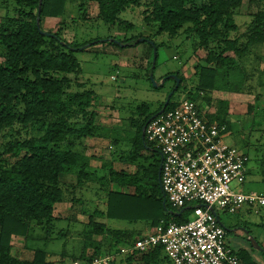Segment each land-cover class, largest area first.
Returning <instances> with one entry per match:
<instances>
[{
	"label": "trees",
	"instance_id": "1",
	"mask_svg": "<svg viewBox=\"0 0 264 264\" xmlns=\"http://www.w3.org/2000/svg\"><path fill=\"white\" fill-rule=\"evenodd\" d=\"M6 1L14 4L15 15L6 17L0 24V50L3 57L0 64V135L12 128L10 139H13L0 148V264H87L104 255L98 243H94L96 247L92 255H87L83 248L77 256H69L68 252L60 256L51 253L47 250V242H51V236L57 229L49 227L43 231V237H37L39 241L43 239L46 249L33 248L32 260L18 259L12 255L14 238L24 239L28 244L34 241L37 228L42 229L57 222L54 217L56 205L69 199L75 205L81 204L83 200L80 196L95 189L99 192V187L107 194V219L129 224L145 223L154 229L162 222L167 225L189 221L193 205L179 212L172 209L168 202L164 207L158 173L161 155L148 142H145L147 147H144L142 140L143 128L163 109L165 102L153 113L145 112L146 107L141 108V117L137 125L133 126L135 135L130 152L122 159L134 164L143 161L147 166H139L137 173L132 176L117 172L106 164H103L101 173L91 170L90 161L79 146L95 134L98 116L95 109L96 95L92 89L84 90V83H78L81 67L74 57L75 52L88 46L79 48L66 43L60 33L61 28L58 30L60 32L55 33L44 28L46 19H60L62 29L67 28L65 21L71 12L68 0ZM96 2L99 8L97 19L106 25H128L121 20V15L139 8L144 25L156 27L157 35L168 34L174 38L184 31L196 50L201 48L206 51L205 65L200 68L197 85L190 90H182L183 80L177 75L181 78V84L173 97L180 93L184 98L173 100L172 97L165 111L175 109L184 99L195 101L200 106L205 91L230 94L232 101L237 103L245 102L244 95H251L249 90L262 92L256 96V102L264 96V73L261 71L264 13L252 16L245 34L233 37L240 31L235 18L240 14L243 0ZM139 38L131 37L123 42L116 39L118 43L106 42L112 46L130 48L136 45ZM154 44L158 49V45ZM150 48L153 52L151 45ZM149 69L152 73V63ZM71 75L76 78H71ZM254 81L257 85L251 84ZM206 100L209 102L210 99ZM221 104V117L218 113L212 116L228 127L229 102L222 100ZM252 107H248L250 112L253 111ZM123 139L117 133L114 144H120L128 138ZM13 157L16 158L15 162L11 161ZM259 167L264 183V160ZM69 178L72 181H67ZM112 184H117L122 190H111ZM145 190H152L156 195L162 213L158 214L144 201ZM173 212L181 214L176 216ZM97 218L100 217L95 215L91 218L93 220L89 225L93 231L89 234L111 237L114 243L109 248L110 254L120 252L122 247L131 246L139 240L132 232L97 223ZM88 239L92 242L91 238L86 237V241ZM236 251L240 264H257L246 250L236 248ZM53 256L57 259H52ZM134 262L171 264L161 246L148 252L135 251L128 257L119 256L110 264Z\"/></svg>",
	"mask_w": 264,
	"mask_h": 264
},
{
	"label": "rangeland",
	"instance_id": "2",
	"mask_svg": "<svg viewBox=\"0 0 264 264\" xmlns=\"http://www.w3.org/2000/svg\"><path fill=\"white\" fill-rule=\"evenodd\" d=\"M68 2L71 12H69V17L65 21L67 28L62 29L60 19H46L44 28L53 33L60 32L58 30L61 28L62 31L60 33L66 43L73 44L79 48L88 46L87 49L84 48V50L74 53V57L81 67V74L77 76V81L86 85L84 90L92 89L96 95L95 109L98 112L97 122L99 125L97 132L104 146L101 153L103 161L115 171L132 176L137 173L139 166H147L143 161L135 164L122 161L123 157H127L131 149L133 139L131 135L135 132L133 126L137 125L141 117L142 107L147 108L145 112L153 113L166 101L171 93L174 81L172 79L167 80L164 86L161 85L159 87H156L155 84H161L168 76L179 75L183 80L182 90H190L195 87L199 81L200 68L205 65L206 51L201 48L196 50L193 41L188 35L183 33L184 31H181V34L174 38H170L168 34L157 35L156 27H146L144 25L141 9L139 8L128 10L121 15V20L132 27L129 28L128 25H106L101 20H98L99 8L96 0H68ZM80 8L81 11L78 12ZM14 9V4L6 0H0V24L6 17L15 15ZM262 12L264 13V0H243L240 16L238 15L235 18L240 31L233 37L245 34L244 32L252 20V16ZM137 36L150 39L158 45L156 65L152 73L149 69V64L152 63L153 65L154 55L153 52L152 55L150 53L151 48L148 42L139 43L130 48L126 46L120 48L106 42L116 39L123 42ZM96 42L100 43L95 44ZM262 55L264 56V46ZM2 61L3 57L0 50V64ZM262 64L261 71L264 73V61ZM152 75L153 80L151 79ZM70 77L76 78L74 75ZM251 84L257 85L256 81L251 82ZM249 91L251 95H244L245 102L242 103L233 102L230 94H212L209 91H205L201 106L204 105L203 101H205L210 114L215 115V113H218L220 114L219 117H221L222 100L229 102V129L227 134H225L224 141L230 147L249 151L251 159L249 165L253 171L248 176L243 191L259 192L264 190L259 167L260 162L264 160V96L258 98L256 102V96H259L258 93L261 91L258 92L255 89ZM183 98L180 93H177L173 100H181ZM204 98L210 99L209 102L206 99L204 100ZM249 105H253L252 112L248 109ZM12 132L11 128L0 135V148L13 139H10ZM116 132L123 136L124 139L126 137L128 139H123L124 141L120 144H114ZM109 146L115 147V150H110ZM146 155L148 156L149 154L146 153ZM11 161L15 162L16 158L13 157ZM102 162L98 163L99 168ZM67 181H72V179L69 178ZM67 184L69 183L67 182ZM236 187H238V184L234 183L233 188ZM90 189H93V187ZM111 190L121 191L122 189L117 184H114L111 186ZM93 191L88 192L84 196V204L75 205L74 221L78 223V226L74 223L73 229L66 220L68 213L66 208L67 200L56 205L54 217L57 222L51 226H44L42 229L37 228V235L35 234L34 241L27 244L24 239L14 238L13 244L19 246V258L31 260L34 256L33 248L41 247L46 249L43 239L41 238L39 241L37 237H43V231L48 227L57 229L54 230L51 236L54 241L51 239V242H47V250L51 253L60 256L62 253L68 252L69 256H71L75 254L74 251L78 253L82 248L86 254L92 253L96 245L89 239L86 241V237L92 240L100 237L95 233L89 234L93 231L89 224L92 223L93 219L91 218L95 214V210L101 212L102 215H98V217L103 218V220L99 218L97 223L106 224L107 227L113 229L133 226V224L125 221L107 219V194L101 191L99 187L96 198V195L93 196V194L98 190L95 189ZM88 196H91V198H88ZM143 199L158 214L162 213L159 200L152 190H145ZM246 210L250 211L249 209ZM219 217L228 226L232 225L233 228H242L243 234L247 238L252 237L261 245L264 244V209L260 208L258 212H243L241 215L219 213ZM80 222H84V224H80ZM233 237L229 236L231 241H233ZM110 246L111 238L105 236L101 253H109ZM247 254L250 255L248 252ZM55 258L57 259L56 256L52 257L54 260ZM251 259H253L252 256Z\"/></svg>",
	"mask_w": 264,
	"mask_h": 264
},
{
	"label": "built area",
	"instance_id": "3",
	"mask_svg": "<svg viewBox=\"0 0 264 264\" xmlns=\"http://www.w3.org/2000/svg\"><path fill=\"white\" fill-rule=\"evenodd\" d=\"M225 131V125L206 122L197 103L188 99L153 119L145 138L163 159L162 191L176 212L193 205L192 215L183 224L162 222L133 245L87 264H110L119 256L159 246L171 264H240L217 213L237 215L243 209L258 212L264 208V192L243 191L249 157L225 143ZM234 183L238 187L233 188Z\"/></svg>",
	"mask_w": 264,
	"mask_h": 264
},
{
	"label": "crops",
	"instance_id": "4",
	"mask_svg": "<svg viewBox=\"0 0 264 264\" xmlns=\"http://www.w3.org/2000/svg\"><path fill=\"white\" fill-rule=\"evenodd\" d=\"M50 20H52V19H50ZM146 53V52H145ZM150 53H151V55H152V50H150ZM145 55V54H144ZM263 61H264V56H263ZM263 67V64H261V68ZM202 98H203V96H202ZM203 103H204V105L203 106H201V104H200V106L198 105V107H199V109H200V111L203 113V117H204V119L208 122V123H211V124H219V125H221L220 123H219V121H217V120H215V117L214 116H212V114H210V112H209V108H208V106L206 105V102L205 101H203ZM204 108H207V109H204ZM98 118V117H97ZM97 118H96V129H95V134H94V136H92V137H90V138H87V139H85L83 142H82V146H79V148L80 149H82L83 150V152H84V155L88 158V160L90 161V169L91 170H97L98 172H100L101 173V168H102V166H103V164H105V161H103L104 159H103V157H102V148H104V146H103V143L101 142L102 141V139H100V135H99V133L97 132V130H98V127H99V125H98V122H97ZM226 126V125H225ZM228 129H229V126L227 127L226 126V131H225V134H227V131H228ZM135 131V130H134ZM134 135H135V132H133L132 133V137H134ZM225 137V136H224ZM128 146H130V145H128ZM132 146V145H131ZM110 150H113L114 148H113V146H109L108 147ZM241 151H244V152H246L247 154H248V156H249V151L248 150H246V149H242ZM249 158H250V156H249ZM110 159V158H109ZM103 161V162H102ZM109 161V160H108ZM250 161H251V159H250ZM99 162H102V165H101V167L99 168V165H98V163ZM129 171V170H128ZM252 171H253V169L250 167V165H249V174H248V176L252 173ZM112 185H114V184H112ZM94 192V191H93ZM259 192H264V190L263 191H259ZM98 192H95L94 194H93V196H95L96 198H97V194ZM91 198V196H88V198ZM81 198V200H83L82 202H81V204H84V202H85V199H84V196H82V197H80ZM67 204V206H66V208H67V211H68V213H67V223H69L70 224V226H71V228L73 229V224L74 223H76V225L78 226V223L76 222V221H74L75 220V216H74V209H75V204L71 201V199H69L67 202H66ZM260 209V208H259ZM262 209H264V208H262ZM243 212H245V213H250V212H252V210H250V211H248V210H246V209H243L240 213H238L237 215H241ZM219 213H222V214H226V215H231V214H228V213H225V212H218L217 213V217H218V219H219V221H220V223H221V225H224V226H226V228H228L229 230H226L228 233H229V236H234L233 238H232V240L234 241L233 243H234V245H237L236 247H239L238 249H244V250H246L251 256H252V258H253V261H255L256 263H258V264H264V252H262V251H260V250H257V249H255L253 246L251 247V245L250 244H252L251 243V241L250 240H252L253 242H255V243H257L258 245H260L261 247H262V249H263V251H264V244H260V243H258L257 241H256V239H253L252 237H249V238H247L246 236H244V234H243V230H242V228H233V226L232 225H227V224H225L224 222H222V220L220 219V217H219ZM104 214V213H103ZM95 215H102L101 214V212H98L97 210H95V214L93 215V217L95 216ZM99 218H97V220H98ZM100 219H102L103 220V218L101 217ZM80 224H84V222H80ZM85 227V226H84ZM117 230H122V231H128V232H132L133 234H135V236L138 238V239H142L144 236H146V235H148V234H150V233H152L155 229L154 228H151V226L149 225V224H145V223H139V224H133V226H130V227H127V228H117ZM76 232H80V231H76ZM81 233V232H80ZM111 238V237H110ZM104 239H105V236H100L99 238H97L96 240H92V242L93 243H98L99 245H100V247H101V249H102V245L104 244ZM248 241V242H247ZM14 243V242H13ZM113 239L111 238V246L113 245ZM264 243V242H263ZM110 246V247H111ZM126 246H128V245H126ZM126 246H124V247H126ZM109 247V248H110ZM27 248V247H26ZM70 248H72L71 246H70ZM123 248V247H122ZM94 251V250H93ZM75 252V255L77 256V254L78 253H76V251H74ZM256 252V253H255ZM12 255L14 256V257H16V258H18L19 259V246H17L16 244L14 245L13 244V249H12ZM87 255H92V253H89V254H87ZM79 256V255H78ZM33 259V258H32ZM31 259V260H32ZM134 264H141V263H135L134 262Z\"/></svg>",
	"mask_w": 264,
	"mask_h": 264
},
{
	"label": "water",
	"instance_id": "5",
	"mask_svg": "<svg viewBox=\"0 0 264 264\" xmlns=\"http://www.w3.org/2000/svg\"><path fill=\"white\" fill-rule=\"evenodd\" d=\"M40 12H41V9H39V15H40ZM40 23V19L38 18V24ZM113 42H115V43H118V41L117 40H112ZM143 42H148L151 46H152V48H153V55H154V60H153V69L155 68V65H156V60H157V49H156V47H155V44L152 42V41H149V40H147V39H144V38H141V39H138L137 41H136V44H139V43H143ZM83 49V48H82ZM81 50V49H80ZM151 79L153 80V75L151 76ZM170 79H173V80H175L176 81V87H175V90L173 91V92H171L169 95H168V97H167V99H166V101H165V103H164V107H163V109L159 112V113H157L156 115H154L149 121H148V123L147 124H149L153 119H155L156 117H158L159 115H161L164 111H165V109L167 108V106L169 105V103H170V101H171V98L173 97V95H174V92L178 89V87H179V85L181 84V79L178 77V76H176V75H173V76H168V77H166L163 81H162V83L161 84H155V86L156 87H159V86H164L165 85V83H166V81L167 80H170ZM145 131H146V126L143 128V130H142V140H143V142H144V147H147V145H146V143H145ZM162 161H163V159H162V156H161V165H160V167H159V171H158V173H159V182H160V185H161V171H162ZM162 189V188H161ZM163 198H164V207L166 208V203H167V199H166V196H165V194L163 193ZM174 213V212H173ZM176 216H179L181 213H174ZM226 230H229L228 228H226L224 225H222ZM230 231V230H229ZM251 241V243H252V245H253V247L255 248V249H257V250H260V251H262V252H264L263 251V249H262V247L260 246V245H258L257 243H255V242H253L252 240H250Z\"/></svg>",
	"mask_w": 264,
	"mask_h": 264
},
{
	"label": "clouds",
	"instance_id": "6",
	"mask_svg": "<svg viewBox=\"0 0 264 264\" xmlns=\"http://www.w3.org/2000/svg\"><path fill=\"white\" fill-rule=\"evenodd\" d=\"M197 106H198V104H197ZM199 108V107H198ZM200 110V109H199ZM201 112V111H200ZM201 115H202V117H203V113L201 112ZM203 119H204V117H203ZM205 120V119H204ZM206 121V120H205ZM207 122V121H206ZM211 124V123H210ZM148 125V124H147ZM147 127V126H146ZM224 136H225V134H224ZM145 142H147L146 141V138H145ZM248 155V154H247ZM249 157V156H248ZM249 161H250V158H249Z\"/></svg>",
	"mask_w": 264,
	"mask_h": 264
},
{
	"label": "flooded vegetation",
	"instance_id": "7",
	"mask_svg": "<svg viewBox=\"0 0 264 264\" xmlns=\"http://www.w3.org/2000/svg\"><path fill=\"white\" fill-rule=\"evenodd\" d=\"M174 81V80H173ZM175 86H176V82L174 81V85H173V87H172V89H171V91L170 92H173V90L175 89ZM177 91V90H176Z\"/></svg>",
	"mask_w": 264,
	"mask_h": 264
}]
</instances>
